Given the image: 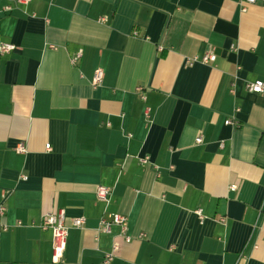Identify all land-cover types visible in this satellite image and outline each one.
Instances as JSON below:
<instances>
[{"label":"crops","instance_id":"0c3cea01","mask_svg":"<svg viewBox=\"0 0 264 264\" xmlns=\"http://www.w3.org/2000/svg\"><path fill=\"white\" fill-rule=\"evenodd\" d=\"M0 41V264H264V0H0Z\"/></svg>","mask_w":264,"mask_h":264},{"label":"built area","instance_id":"2783aa9c","mask_svg":"<svg viewBox=\"0 0 264 264\" xmlns=\"http://www.w3.org/2000/svg\"><path fill=\"white\" fill-rule=\"evenodd\" d=\"M20 3H27L29 0H18ZM245 3H253L257 0H243ZM7 8H9L7 6ZM242 9H245L242 6ZM15 49V45L11 42H2L0 41V54L10 52ZM82 54V50L78 49L70 56V63L75 64ZM215 60V54L206 52L201 56H192L190 58H186L185 62L187 64H192L195 61H200L202 63H209ZM103 78V71L101 68H96L92 75V85L98 86ZM245 87L248 91L263 93L264 94V81L261 79H254L245 83ZM140 89V88H138ZM231 120L229 118L225 119V123H230ZM201 140L200 137L196 138V141L199 142ZM46 149H49V144L45 145ZM17 150L20 152L25 151V147L19 145ZM140 162L146 163L148 162V158L146 156L139 158ZM230 188L234 189L235 185H230ZM111 187L107 185L99 184L96 188V198L100 201H103L107 204L110 200ZM6 211V206L3 202H0V230H6L7 225L1 221V217ZM196 214L200 219L203 218L201 213V209L195 210ZM65 212L63 209H59L56 212H46L41 219L40 227L43 230H49L51 233L52 239V251L53 257L55 261H59L63 258L64 251L66 248V240L68 234V226L64 222ZM221 221H224V218H220ZM83 223L82 217H74L72 218L73 226H81ZM116 225L119 228V235L123 238L125 242H128L132 239V236L127 233V216L123 213L119 212H107L102 215L99 219V228L101 231L110 233L112 231V227ZM118 249V243L113 241L111 250L105 252L102 258V264H110L115 251Z\"/></svg>","mask_w":264,"mask_h":264}]
</instances>
